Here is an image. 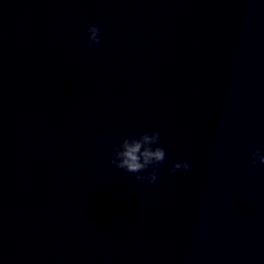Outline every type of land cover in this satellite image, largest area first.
Instances as JSON below:
<instances>
[{
	"label": "water",
	"instance_id": "95a60500",
	"mask_svg": "<svg viewBox=\"0 0 264 264\" xmlns=\"http://www.w3.org/2000/svg\"><path fill=\"white\" fill-rule=\"evenodd\" d=\"M156 129L155 183L111 165ZM257 148L264 0H0V264H264Z\"/></svg>",
	"mask_w": 264,
	"mask_h": 264
},
{
	"label": "clouds",
	"instance_id": "9594fccd",
	"mask_svg": "<svg viewBox=\"0 0 264 264\" xmlns=\"http://www.w3.org/2000/svg\"><path fill=\"white\" fill-rule=\"evenodd\" d=\"M81 43L91 47L101 43V28L98 24L87 25ZM161 133L158 129L144 131L139 135H127L111 148L110 163L117 169L134 174L140 183L153 184L157 181L161 165L166 161V149L160 143ZM100 143H106L101 136ZM252 163L264 164V149L257 148L251 154ZM178 169L190 170L191 164L187 158L172 162L170 171Z\"/></svg>",
	"mask_w": 264,
	"mask_h": 264
}]
</instances>
